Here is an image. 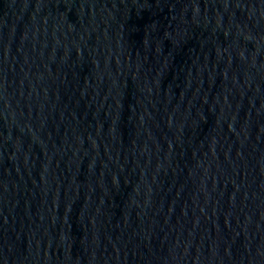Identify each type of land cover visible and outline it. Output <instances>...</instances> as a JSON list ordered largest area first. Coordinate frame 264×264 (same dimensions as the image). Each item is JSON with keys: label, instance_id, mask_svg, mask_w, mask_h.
<instances>
[{"label": "water", "instance_id": "water-1", "mask_svg": "<svg viewBox=\"0 0 264 264\" xmlns=\"http://www.w3.org/2000/svg\"><path fill=\"white\" fill-rule=\"evenodd\" d=\"M0 264H264V0H0Z\"/></svg>", "mask_w": 264, "mask_h": 264}]
</instances>
